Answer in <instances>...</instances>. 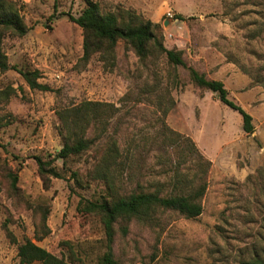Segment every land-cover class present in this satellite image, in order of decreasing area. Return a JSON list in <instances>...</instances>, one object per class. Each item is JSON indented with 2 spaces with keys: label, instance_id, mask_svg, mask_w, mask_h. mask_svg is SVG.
<instances>
[{
  "label": "rangeland",
  "instance_id": "1",
  "mask_svg": "<svg viewBox=\"0 0 264 264\" xmlns=\"http://www.w3.org/2000/svg\"><path fill=\"white\" fill-rule=\"evenodd\" d=\"M6 1L28 30L0 28L1 51L16 67L0 70V264H21L25 239L71 264H102L103 226L77 204L111 193L97 174L111 152L116 195L205 184L197 217L156 208L148 219L119 218L117 264H264V0H94L104 12L156 23L166 48L223 82L251 115L252 133L154 47L139 58L118 41L112 54L82 60V29L69 15H79L84 0ZM18 70H38L49 90L29 88ZM73 126L92 144L52 161L60 177H42L35 157L51 160L82 135Z\"/></svg>",
  "mask_w": 264,
  "mask_h": 264
},
{
  "label": "trees",
  "instance_id": "2",
  "mask_svg": "<svg viewBox=\"0 0 264 264\" xmlns=\"http://www.w3.org/2000/svg\"><path fill=\"white\" fill-rule=\"evenodd\" d=\"M85 7L79 15L69 18L82 29V57L87 61L95 51H102L107 55L112 54L113 48L118 41L127 43L139 58L148 55L150 48L154 47L161 52L166 60L175 66H182L187 69L191 80L198 86L206 88L215 93L220 102L238 112L242 119V129L246 133H252L254 126L251 115L241 106L228 98V91L220 80L208 79L193 67L186 65L181 52L175 49L166 48L158 33L157 24L149 19L137 18L131 13L115 14L102 11L99 3L94 0H84ZM175 18L183 19L182 15H175ZM0 28L11 30L18 35H24L28 27L24 24L21 15L13 3L0 0ZM16 69L9 66L6 56L0 48V70ZM24 81L31 89L49 90V87L38 81L40 73L38 70H18ZM74 125L82 126L73 122ZM1 126V117H0ZM73 126L71 131L74 135L80 132L82 135L74 137L71 141L64 142L63 146L55 153L51 160H43L35 157L38 172L42 177H60V173L52 165L54 159L65 161L68 157L81 154L86 151L93 140L84 136L83 130ZM73 134V133H71ZM113 158V153H108L102 162V168L97 171L98 176L104 178L108 183L111 193L98 200H87L80 198L77 209L83 213L96 214L103 226L106 250L103 253L102 264H117L112 253V242L114 237V224L119 218H136L143 220L149 218L156 208L172 209L178 211L188 218H194L202 213L200 198L202 197L205 184L202 183L194 191L189 193H162L159 190H135L126 195H116L112 189V180L109 183L108 167ZM15 177L12 185H15ZM75 182L82 184L81 179L75 175ZM17 256L21 264H29L38 261L41 264H71L57 257L45 248L25 239L17 246ZM240 264H260L258 261H243Z\"/></svg>",
  "mask_w": 264,
  "mask_h": 264
}]
</instances>
